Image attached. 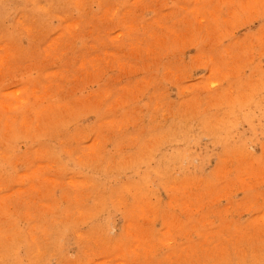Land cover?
Listing matches in <instances>:
<instances>
[{
	"label": "rangeland",
	"instance_id": "rangeland-1",
	"mask_svg": "<svg viewBox=\"0 0 264 264\" xmlns=\"http://www.w3.org/2000/svg\"><path fill=\"white\" fill-rule=\"evenodd\" d=\"M0 264H264V0H0Z\"/></svg>",
	"mask_w": 264,
	"mask_h": 264
}]
</instances>
